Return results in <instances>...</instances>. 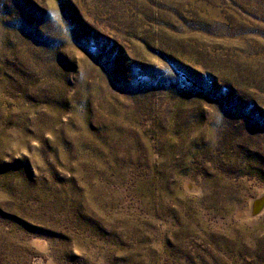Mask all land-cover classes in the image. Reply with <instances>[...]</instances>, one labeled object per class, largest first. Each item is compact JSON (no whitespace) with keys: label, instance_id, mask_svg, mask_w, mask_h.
<instances>
[{"label":"rangeland","instance_id":"obj_1","mask_svg":"<svg viewBox=\"0 0 264 264\" xmlns=\"http://www.w3.org/2000/svg\"><path fill=\"white\" fill-rule=\"evenodd\" d=\"M264 0H0V264H264Z\"/></svg>","mask_w":264,"mask_h":264},{"label":"bare ground","instance_id":"obj_2","mask_svg":"<svg viewBox=\"0 0 264 264\" xmlns=\"http://www.w3.org/2000/svg\"><path fill=\"white\" fill-rule=\"evenodd\" d=\"M263 204H264V198H263V200H261L260 202H258L257 205L254 206V208H253L252 211L253 212H256L257 210H259L260 208H262Z\"/></svg>","mask_w":264,"mask_h":264}]
</instances>
